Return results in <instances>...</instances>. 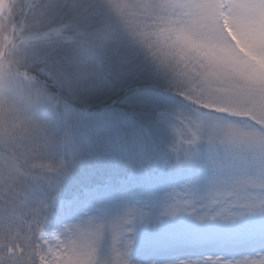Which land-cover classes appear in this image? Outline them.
I'll list each match as a JSON object with an SVG mask.
<instances>
[{"label":"snow or ice","instance_id":"6c2138e0","mask_svg":"<svg viewBox=\"0 0 264 264\" xmlns=\"http://www.w3.org/2000/svg\"><path fill=\"white\" fill-rule=\"evenodd\" d=\"M0 264H264V0H0Z\"/></svg>","mask_w":264,"mask_h":264}]
</instances>
